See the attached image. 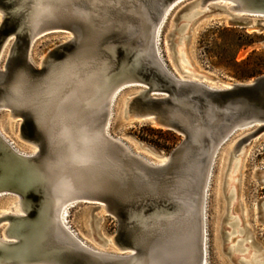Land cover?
Instances as JSON below:
<instances>
[{"label":"water","instance_id":"95a60500","mask_svg":"<svg viewBox=\"0 0 264 264\" xmlns=\"http://www.w3.org/2000/svg\"><path fill=\"white\" fill-rule=\"evenodd\" d=\"M174 1L73 0L51 15L45 12L48 19L41 22L38 5L47 0H0V57L11 41L0 69V105L20 117L21 136L37 149L23 156L0 135V179L19 186L23 202L21 216L0 217V224L9 223L10 240L0 243V264L200 263L202 230L194 202L204 185L208 144L230 121L258 124L236 150L264 131V74L223 90L179 80L157 58L153 41ZM219 3L228 25L264 31V0ZM31 17H36L34 28ZM55 30L70 31L73 38L50 49L38 64L30 61L34 39ZM18 72L26 76L19 106L10 102ZM114 81L127 83L122 90L142 89L128 99L124 121H147L182 135L165 166L131 156L105 134L107 103L89 106L85 99ZM60 124L68 125L70 134H63ZM78 129L96 133L89 146L79 142ZM80 148L90 153L89 161L81 159ZM16 165L22 169L13 173ZM51 198L57 203L73 199L69 210L78 202L104 208L118 221L112 236L118 255L131 256L117 262L90 252L53 217ZM237 260L247 264L241 256Z\"/></svg>","mask_w":264,"mask_h":264},{"label":"rangeland","instance_id":"374dc122","mask_svg":"<svg viewBox=\"0 0 264 264\" xmlns=\"http://www.w3.org/2000/svg\"><path fill=\"white\" fill-rule=\"evenodd\" d=\"M192 1L194 0H182L172 9L163 23L162 49L167 66L177 74L172 54L175 51L177 38L180 34L186 33L187 40H183L186 59L191 68L199 71L198 75L210 79L206 80L207 83L224 86L227 83L249 82L263 75L264 31L255 32L230 26L224 20L227 17L225 14H212L193 26L192 20L184 32H179V26L184 22L182 17L189 11L190 5L187 4ZM65 35L67 32L55 30L37 36L30 50L33 62L38 64L50 49L67 38ZM10 42L7 43L0 57L1 70L4 69L7 60ZM139 87L133 85L125 88L120 100L129 94L127 91ZM7 111L4 109L0 113L1 132L14 141L18 149L28 151L33 146L28 144L23 146L17 139L19 119H12ZM4 120H7L6 123ZM256 125L235 131L223 144L220 159L219 156L216 158L205 207L208 264H239L237 258L244 254L251 257L257 255V259H264V131L239 150L241 155L231 182L232 198L225 192L224 185L232 167L229 157L227 163L224 162L227 159V152L235 140L254 131ZM110 132L114 136L123 138L134 150L155 161L157 159L153 154L143 150L139 143L166 157L183 139L182 135L157 128L147 121L126 122L119 117L116 107L110 123ZM17 199L18 196L0 198V212L7 206L8 210L13 207L11 211L16 212L19 203L16 204L14 201ZM97 206L96 203L78 202L70 208L68 221L80 238L96 247H103L99 236L103 235L102 237L111 239L117 231L118 221ZM232 216L238 219L235 226V233L237 232L238 235L235 238L230 237L232 241H228L229 238L225 234L231 230L228 222L232 220ZM2 223L4 224H0V237L6 239L3 229L7 222ZM98 232L101 234L99 235ZM239 238L244 241L231 253L228 246L234 245ZM243 245L245 251H241ZM104 247L116 249L112 241ZM257 259L247 264H256Z\"/></svg>","mask_w":264,"mask_h":264},{"label":"bare ground","instance_id":"6f19581e","mask_svg":"<svg viewBox=\"0 0 264 264\" xmlns=\"http://www.w3.org/2000/svg\"><path fill=\"white\" fill-rule=\"evenodd\" d=\"M221 0H209V2L205 3V4H201L200 0H194L190 3L187 4L190 5L189 7V11L183 15L182 18H184V22L179 26V32H184V30L186 29V27L188 26L189 22H192V26L195 23H198L200 20H202L203 18H206L212 14H222L225 13V9L222 5V3H219ZM180 0H175L171 5H169L167 7V9L164 11L163 13V17L160 20V23L158 24V26L156 27L155 31H154V51L156 53L157 58L164 63V65L167 66V64L165 63V59H164V54H163V49H162V38H161V31H162V26L164 21L166 20V17L171 13L172 9H174L178 4H179ZM225 4V3H224ZM228 6V5H227ZM42 14V15H41ZM45 11H43V13H40V17L37 19L38 21L44 22L43 20H46L48 17ZM204 14V15H202ZM0 18H1V13H0ZM225 22L227 23L228 18L224 19ZM191 26V27H192ZM250 31H252L251 29H249ZM69 31V30H68ZM40 35V34H39ZM38 35V36H39ZM186 33L180 34L179 37L176 40V44H175V51L172 54V58H173V62L176 66V70H177V74H179V80H184L186 82L195 84L198 86V84H205L208 88L212 89V90H223L225 88H227L228 86H230V84L232 83H227L224 86H218V85H212L207 83L206 80H210L207 77L203 76V75H198L199 71L194 69L193 67L191 68L190 64L188 63L187 59H186V47L184 46V42L183 40H187L186 39ZM67 36V38H65L64 41L60 42L63 43L67 40H71V38H73V33L69 31V34L65 35ZM36 39V38H35ZM34 39V40H35ZM34 42V41H33ZM59 43V44H60ZM58 45V44H57ZM178 45V47H177ZM3 51L1 52L2 55ZM174 56V57H173ZM29 59L30 61L33 62L32 56H31V52L29 53ZM73 63L69 61V63L75 64L76 60L72 59ZM109 84H111L110 88H106L103 89V91H100L99 89L97 90L98 94H92L89 95L88 98H86L85 100L87 101V103L89 104V106H100L102 104L107 103V109H108V118H107V122H106V126H105V134L108 137L113 138V142H118L119 144H121L124 149L128 152V154H130L131 156L133 155L134 157L136 156V158H140L142 160H144V162L146 163H150V165H154V166H165L167 164V157L163 156L161 153L155 152L153 150H151L150 148H147L145 145L140 144L141 148L143 150H147V152H149L150 154H153V156L157 159V161L146 157L145 155H143L142 153H140L139 151H136L132 148V146H130L127 142L124 141L123 138H120L118 136H114L111 134L110 132V123H111V119L113 114L115 113V107H116V112L119 115L120 118L125 117L126 114V107H127V102L128 99L135 93H137L139 90L142 89H132L130 91H127L129 94L122 100H120L121 95L123 94V90L122 88L127 84V83H120L119 81H114V82H110ZM199 85V86H200ZM202 86V85H201ZM121 104V105H120ZM1 109H6L8 110L6 113H9V115L11 116L12 119H19L18 121V131L19 133L17 134V139L20 140V142H22V145L24 146V144H28V145H32L31 142H29L28 140L24 139L21 134H20V122L21 119L19 116H15L14 115V111L11 109L10 106L7 105H0V110ZM1 113V112H0ZM7 120H4V123H6ZM209 122V121H208ZM249 122L247 121H230L228 123H226L225 125H222L220 128L221 130H219L218 132H216V134H214V138L212 139V141L209 142V148H208V158L206 160V169L204 172V185H202L201 188V192L200 195L198 196V201L197 199H195V204L197 202V209H198V221H199V227L202 230V238L200 239V245H198V251L200 250L201 252V261L200 263L198 262H194L195 264H208V259H207V232H206V213H205V207H206V198H207V193H208V188L210 185V181H211V177H212V173H213V167L216 163V158L219 156V159L221 157V150L223 148V143L229 138V136L231 134H233L235 131L240 130V129H244L247 127H250ZM60 126L63 129V134H70V130H69V126L66 124H60ZM208 127V126H207ZM205 128V126H204ZM83 129H78L76 132V135H78V139L80 138V141H85L86 144H90L93 140V138L96 136V133H91V134H86L85 130ZM80 131V132H79ZM79 132V133H78ZM82 132V133H81ZM221 132V133H220ZM252 132V131H251ZM0 135L5 139L6 142H8L10 145H12V148L14 150H16L17 153L23 155V156H32L33 154H35L37 152L36 147L34 146V148H29L28 151H21L20 149H18L19 147H17V145L15 144L14 141H12L10 138H8L7 136H5L1 130H0ZM64 135V136H65ZM88 135H90L89 137H87ZM247 135V134H246ZM246 135L242 136L241 138L235 140L233 142V144L231 145L229 151L227 152V159L225 157V164L227 163L228 157H229V162L232 161L231 165V169H230V175L229 177L225 178L224 181V185H225V192L229 195V197H233V187L231 186V182L233 181L234 178V172L236 171V168L238 166L239 163V159H240V155L241 153H239V150L244 146L242 145L239 150H236V146L237 143L243 142V140L245 139ZM87 137V139H86ZM248 143V142H247ZM245 143V144H247ZM89 146V145H88ZM27 148V147H26ZM87 149V148H85ZM78 154L79 156H81V159H84L85 161H89V159L91 158V155L89 152L85 151V150H81V148L78 150ZM239 153V154H238ZM161 160V161H159ZM159 161V162H158ZM32 163H35L36 165L38 164V162H34L31 161ZM163 162V163H161ZM19 166V167H17ZM17 167V168H16ZM16 167H12L10 168L11 171H13V173H18L19 171H21L22 167L21 165H16ZM226 167V166H225ZM203 168L201 167V170ZM18 171V172H16ZM203 171V170H202ZM27 173L22 172V178L25 179V177H27L28 171L26 170ZM3 178V177H2ZM9 183V184H7ZM19 187V186H18ZM17 185L13 182H7L4 180L0 179V198L3 197H16L18 196V199L15 200L14 202H16V204L19 203L18 207L16 208V212L13 213V211L8 210V206L5 207L4 209H2V211L0 212V217L3 216H11V215H16V216H21L23 214V202H22V198L19 195V193L17 191H22V189H17L18 188ZM5 193H9L7 195H5ZM226 194V195H227ZM227 195V197H228ZM67 197H71L70 195H68ZM196 198V197H194ZM74 201L72 200H63L59 203H57L53 198L50 199L51 202V207L53 210V217L56 218V220L60 223V226H62V228L70 235H72L73 237L77 238L78 240H80L84 245H86L88 248H90V252L97 254L100 257H103L105 259H110V260H115L118 262L119 258H123V259H127L131 256V254H126V255H122L123 257H120L117 253V248L116 249H105V245L109 242L112 241L114 243V245L116 246L115 241L113 240L112 236L111 239L109 238H105L102 237L99 233V237H100V242L102 244L103 247H96L94 246V244H89L87 243L84 239L80 238L78 236V233L75 229L72 228V226L69 224L68 221V217H69V205L70 203ZM221 207H223V202H221ZM101 209H104L101 207ZM236 216H232V220L230 222H228V226L231 227V230L228 231V236L227 238L228 241H232V239L230 237L235 238L237 234V232L235 233V226L238 222V219L235 218ZM93 221V220H92ZM231 223V225H230ZM4 224V223H1ZM9 223L7 222V225L4 227L3 229V235L5 236L6 239L0 237V243H4L6 244V242H9L10 240L7 237V229H8ZM227 231V230H225ZM87 240V239H86ZM89 242H92L90 240H87ZM244 240L242 239H238L234 245H230L232 250H236V247L238 248V245L241 244ZM93 243V242H92ZM229 247V246H228ZM245 245L242 246L241 251H245L246 249L244 248ZM257 255L254 256H248V254H244L242 256V258H244L245 262L248 263L249 261H252L254 259H257ZM256 264H264V259L263 258H259L256 261ZM190 264V263H189Z\"/></svg>","mask_w":264,"mask_h":264},{"label":"snow or ice","instance_id":"6c2138e0","mask_svg":"<svg viewBox=\"0 0 264 264\" xmlns=\"http://www.w3.org/2000/svg\"><path fill=\"white\" fill-rule=\"evenodd\" d=\"M72 2H73V0H47V3L40 4V5H38V7L41 8L45 12H49V15H51L52 12L56 11L58 7H61L65 4H70ZM50 9H51V11H49ZM35 20H36V17L30 18V22H29L30 27L34 28L36 26ZM0 43H2V42H0ZM25 82H26L25 74L23 72H18L16 74V86L13 87V89H12L13 97L10 99V102L17 105V106H19V98L22 96L21 89H22ZM45 130H46V128H45ZM161 163H163V162H161Z\"/></svg>","mask_w":264,"mask_h":264}]
</instances>
